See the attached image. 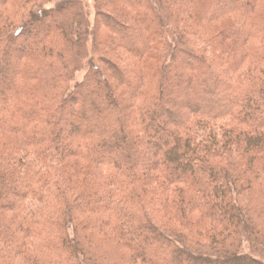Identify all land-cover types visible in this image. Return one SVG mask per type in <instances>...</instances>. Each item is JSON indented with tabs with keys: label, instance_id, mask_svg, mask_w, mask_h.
I'll return each instance as SVG.
<instances>
[{
	"label": "trees",
	"instance_id": "16d2710c",
	"mask_svg": "<svg viewBox=\"0 0 264 264\" xmlns=\"http://www.w3.org/2000/svg\"><path fill=\"white\" fill-rule=\"evenodd\" d=\"M51 1L0 0V264H264V0Z\"/></svg>",
	"mask_w": 264,
	"mask_h": 264
},
{
	"label": "rangeland",
	"instance_id": "374dc122",
	"mask_svg": "<svg viewBox=\"0 0 264 264\" xmlns=\"http://www.w3.org/2000/svg\"><path fill=\"white\" fill-rule=\"evenodd\" d=\"M61 1H63V0H52L51 2L44 5V7L46 9L54 8V6ZM76 1L80 6V10H82L84 13L87 14L88 22H89L91 27L95 26L96 20H97V15H98L100 10L103 11V8L106 10H110V11L112 9H114V7H113L114 5L107 4L105 2V0H76ZM228 19H229L228 21L233 22L235 24H238L241 22L237 18H228ZM21 20H22V18L19 16L14 17V18H12L11 23L15 24L17 22H20ZM96 29H97L96 39L98 41V45L100 46L99 47V49H100L99 53L101 55L105 54L108 57L109 56L113 57V58L115 57L118 61L116 63L120 67H124V65L132 64V61H134V58H132L130 55H128L126 53V51L124 49H122L121 47L117 46L116 49L113 50L114 52H111L110 49H108V47H107L108 45H107L106 41H109L110 39H114V37L106 28L103 27V25L100 22L97 24ZM162 36L165 37L167 41L173 40V38L171 37L170 34H168L167 31H163ZM206 38H207L206 35H202L201 33H194L192 31L187 32L186 35L184 36V39L186 40V42L190 46L188 48L192 47L191 49H194V47H196V49L203 50L208 55H211L212 51H211L210 45L207 43ZM154 41H152V43H151L152 50L155 49V45L158 44L157 41H155V43H154ZM87 48H88L87 51L90 54V52H91L90 40H88V42H87ZM87 61H88V59L83 60L81 63L82 64L81 67L74 73V79H73L72 86L76 83L81 82V80L83 79V77L87 73L86 72V70L88 68ZM173 63H174V69L176 70V67L179 66V64H180L179 59L177 58L176 60H174ZM105 73H106V77L108 78V81L110 82V84L116 90L117 93H119V94L126 93V89L124 87H122L121 85H118L114 81L113 77L110 76L109 72L106 71ZM219 124H226L227 125V124H229V120L228 119L222 120V122H220ZM7 139L8 138L6 136L0 135V143L2 141H8ZM104 234L106 236H102L101 234H93V237H94L93 242H89V241L87 242L86 241V245L89 247V250L92 252L93 256L95 255L94 252L97 254V257H101L105 252L111 253L110 259H106V260L100 259V261H98V263H100V264H128V263L124 262L125 260H122V258L126 257L128 255V253H126L119 246H117V248H114V249L111 246H109V248H108L107 243L105 242L106 241L105 237H107L108 239H111L112 237L108 236L107 233H104ZM244 247H245L244 251H248L245 245H244ZM110 248H112V249H110ZM121 261H123L124 263H121Z\"/></svg>",
	"mask_w": 264,
	"mask_h": 264
}]
</instances>
